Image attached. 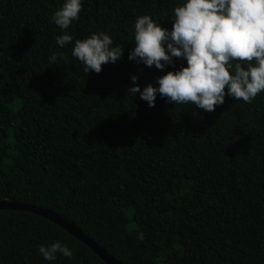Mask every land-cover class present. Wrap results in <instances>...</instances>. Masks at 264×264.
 <instances>
[{"label": "trees", "instance_id": "1", "mask_svg": "<svg viewBox=\"0 0 264 264\" xmlns=\"http://www.w3.org/2000/svg\"><path fill=\"white\" fill-rule=\"evenodd\" d=\"M64 0H0V200L53 210L122 264H264V91L154 107L129 92L163 71L128 59L136 18L171 29L183 0H83L67 30ZM105 32L124 49L85 73L75 40ZM63 52L49 64V57ZM74 253L46 261L40 245ZM0 264H105L36 214L0 209Z\"/></svg>", "mask_w": 264, "mask_h": 264}, {"label": "clouds", "instance_id": "2", "mask_svg": "<svg viewBox=\"0 0 264 264\" xmlns=\"http://www.w3.org/2000/svg\"><path fill=\"white\" fill-rule=\"evenodd\" d=\"M83 0H64L52 21L63 30L55 38L63 48L73 42L68 29L79 19ZM172 28L162 27L149 15L136 18L134 47L128 59L149 68L163 71L182 63L178 69L168 70L156 78L155 84L141 87L136 75L129 92L140 94V99L154 107L157 96L168 103L194 104L205 112L223 105L225 96L252 102L264 91V0H183L173 10ZM124 49L113 46V38L105 33H92L75 40L72 56L83 65L85 73H100L102 66L116 63ZM63 59V52L49 57V64ZM39 252L49 262L62 255L73 258V251L57 240Z\"/></svg>", "mask_w": 264, "mask_h": 264}, {"label": "water", "instance_id": "3", "mask_svg": "<svg viewBox=\"0 0 264 264\" xmlns=\"http://www.w3.org/2000/svg\"><path fill=\"white\" fill-rule=\"evenodd\" d=\"M0 209H10L30 212L41 216L54 224L58 225L60 228L68 232L74 238L78 239L84 243L88 248H90L105 264H122L117 261L113 256H111L106 250L101 248L96 242L91 240L86 236L79 228H77L73 223L68 221L66 218L58 214L57 212L41 208L38 206H33L30 204L19 203L9 200H0Z\"/></svg>", "mask_w": 264, "mask_h": 264}]
</instances>
